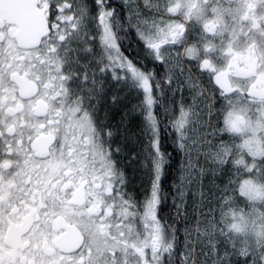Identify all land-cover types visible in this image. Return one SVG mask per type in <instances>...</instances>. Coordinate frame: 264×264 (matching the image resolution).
I'll use <instances>...</instances> for the list:
<instances>
[{
    "label": "snow or ice",
    "instance_id": "obj_1",
    "mask_svg": "<svg viewBox=\"0 0 264 264\" xmlns=\"http://www.w3.org/2000/svg\"><path fill=\"white\" fill-rule=\"evenodd\" d=\"M123 3L0 16V264H264V0Z\"/></svg>",
    "mask_w": 264,
    "mask_h": 264
},
{
    "label": "flooded vegetation",
    "instance_id": "obj_2",
    "mask_svg": "<svg viewBox=\"0 0 264 264\" xmlns=\"http://www.w3.org/2000/svg\"><path fill=\"white\" fill-rule=\"evenodd\" d=\"M28 0H0V16L7 15L13 4L27 5ZM110 3L116 7V11L121 18L126 17L128 9L125 7L123 0H110ZM220 3L224 4L225 7L233 8L237 16L245 12V6L243 0H232L231 5L228 4V0H220ZM254 11L259 12L260 9ZM37 16V12L34 8H26L25 23L30 25L31 21ZM14 19V17H10ZM246 37H241V41H244ZM260 37L257 35V40ZM219 43V39L217 40ZM178 159V158H177ZM171 179V176L169 177Z\"/></svg>",
    "mask_w": 264,
    "mask_h": 264
}]
</instances>
